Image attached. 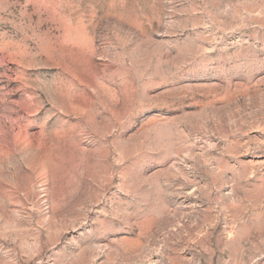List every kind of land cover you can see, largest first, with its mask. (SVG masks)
<instances>
[{"label": "rangeland", "instance_id": "374dc122", "mask_svg": "<svg viewBox=\"0 0 264 264\" xmlns=\"http://www.w3.org/2000/svg\"><path fill=\"white\" fill-rule=\"evenodd\" d=\"M0 264H264V0H0Z\"/></svg>", "mask_w": 264, "mask_h": 264}]
</instances>
